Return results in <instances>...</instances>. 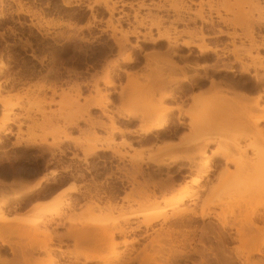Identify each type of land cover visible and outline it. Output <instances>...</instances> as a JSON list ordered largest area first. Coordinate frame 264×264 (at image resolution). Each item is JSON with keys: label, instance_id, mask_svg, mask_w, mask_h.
Listing matches in <instances>:
<instances>
[{"label": "rangeland", "instance_id": "1", "mask_svg": "<svg viewBox=\"0 0 264 264\" xmlns=\"http://www.w3.org/2000/svg\"><path fill=\"white\" fill-rule=\"evenodd\" d=\"M95 1L0 0V64L5 67V77L14 75L19 69L27 73L34 71V76L40 74V77L51 68V80L56 87V95L49 105L45 104L50 96L48 91L45 96L30 94L27 98L23 95L25 87L18 95L8 88L2 92L3 97L19 102L14 113L50 111L53 126L44 130L23 120L19 144L12 146L15 141L12 137L0 148V206L4 207L0 213V240L13 248V252L6 247L0 248V264H101L84 262L82 255L106 259L115 252L124 251L122 238L109 242L107 236L120 230L123 212L129 213L137 208L134 201L142 199L138 193L154 192L161 198V183L173 177L170 191L163 195L172 197L187 184L190 190L198 191L199 199L194 208L199 214L201 203L211 197L218 178L227 179L220 190L227 194L231 191L228 187L230 179L257 167L261 158L255 154L263 153L264 161V126L261 127V138L251 134L241 140V146L256 144L253 149L240 153L241 161L236 159L234 164L215 165L214 158L208 156L212 148L228 156L237 154L231 144L232 137L235 133L247 134L256 114L260 113L250 103L262 94V101L257 104L264 105V92L260 90L264 84L257 86L264 83V70L260 68L264 62L259 60L264 51L250 49L252 45H260L264 36L263 0H201L206 18L209 16L208 2L218 14L211 12V33L218 35V31H223L230 35L229 38L224 35L207 40L208 44L221 50L219 55L224 51L225 58L216 65L215 56L210 55L202 61L196 49L188 51L180 47L181 50H177L171 59L174 66H169L166 43L153 44L150 40L161 34L174 37L178 31H191L199 26V21L194 25L188 20L194 19L193 13L197 10V6L190 5V2L197 4L200 0H105L108 5L118 7V12L111 17L105 4L101 1L95 4ZM180 7H189L191 12L180 10L175 13ZM176 15L185 24L177 23ZM154 25L159 26L154 29ZM81 26L88 28L80 30ZM130 32H135L136 36L129 37ZM250 32L254 43L246 39ZM113 37L120 46L123 45L122 49L116 46ZM188 39L182 35L178 42ZM233 49L237 50L240 63L234 62ZM127 55L132 63L123 64L121 60ZM42 57L46 60L41 67L38 60ZM180 67L184 71H180ZM222 68L233 72L220 71ZM242 69H247L248 73H242ZM255 73L260 75V80H255ZM183 74L187 80L181 83L179 91L169 81L180 80ZM107 76L114 82L112 88L103 84ZM28 81L33 83L35 79ZM245 81L247 84L241 83ZM75 83L80 84L79 96ZM63 92L68 95H62ZM167 93L173 94L174 100L163 101ZM96 103H101L104 109L91 108ZM177 107L182 109V114L175 111ZM168 109L172 111L164 113ZM185 113H192L195 119L198 117L197 122L190 121V117L183 115ZM104 114L111 116L114 125L123 131H131L130 128L143 123V116L151 114L164 117L166 122L161 134L155 135L156 131L152 130L146 135L113 134L110 137V120ZM129 116L136 118L128 122ZM178 121L182 122L180 129L187 132H181L176 142L161 141L172 126L175 130ZM216 121H220L219 124ZM35 123L41 124L42 118H35ZM70 123L75 125L68 126ZM12 130L16 132L17 129L12 126ZM51 132L53 135L49 136ZM65 135L68 137L66 141ZM176 135L177 132L170 138ZM95 137L106 142L111 151H99L84 160V149L102 143L94 141ZM206 139L213 143L203 149ZM147 141L148 145L145 144ZM114 151L123 155L121 161L115 158ZM202 151L206 157L200 156ZM204 161L211 168L205 176L200 167ZM185 167L188 170L182 169ZM51 172L54 173L51 175ZM183 173L186 175H179ZM44 176L46 179L37 188L25 193V187L21 189ZM195 177L202 180L203 190L189 184V180ZM66 183L65 187L73 185L76 188L74 193L78 197L57 193L49 198ZM18 192L20 196L14 198ZM125 195L129 197L127 201L123 200ZM41 199L50 200L31 206ZM36 205H40L39 215L33 210ZM183 207L193 206L185 202ZM198 214L189 238L200 235V226L196 223L202 222ZM15 217L21 218L17 227L19 231L15 230ZM227 219L233 222L231 218ZM206 221L215 222L212 218ZM131 226L135 227V224ZM152 228L158 229L159 224ZM45 233L53 238L48 245L52 252L51 261L43 252H32L29 246L45 241ZM158 239L161 238L155 240ZM166 239L162 238L163 241ZM150 240H141L140 244L134 245L133 254L140 253ZM170 240L176 243L175 247H181L182 242L178 244L179 240L182 241L180 235L176 234ZM116 243L118 246L114 247ZM149 253L152 254V250ZM162 253H166L165 248Z\"/></svg>", "mask_w": 264, "mask_h": 264}, {"label": "bare ground", "instance_id": "2", "mask_svg": "<svg viewBox=\"0 0 264 264\" xmlns=\"http://www.w3.org/2000/svg\"><path fill=\"white\" fill-rule=\"evenodd\" d=\"M99 1L105 4L104 5L105 10L110 17L114 12H118V7L116 4L108 5L105 0H96L95 4L96 2L99 3ZM190 5H196L197 10L195 11V13H193L194 19H189L188 22L191 21L195 25V21H199V26L192 29L191 31H185V32L178 31L175 33L174 37H170L169 34H164V35L161 34L157 39L150 40V42L153 44H156L159 41H163L166 43L167 55H169V59H168L170 63L169 66H172L174 64L171 59L172 57L176 56L177 50L178 51L181 50L180 47L188 51H190L191 48L196 49L197 52L199 53L198 58L199 60L202 61L206 60L207 57H209L210 55H213L217 60L216 62L217 65L218 63L222 62V59L225 58L226 53L223 51L222 54L219 55L218 52L221 50H219L215 46L208 44L207 40H210L211 38L221 37L224 35L229 38L230 35L224 34L223 31H218L217 32L218 35L216 34L214 35L213 33H211V31H213L211 12H216V9L212 7V4H210V2H208L207 4L209 11V16H207L208 18L204 16L203 7H202L203 1L200 0L197 4H195L194 2H190ZM180 10L184 12L190 11L189 7H187L186 9L180 7L179 9H175L176 11L175 13H178ZM215 15L218 16L217 12ZM176 16L178 18V15ZM178 22L185 24L184 20L181 19L180 17L177 19V23ZM262 23L264 24L263 20ZM87 26H83V27L88 28ZM157 26L159 25L156 26L154 25L153 28L157 29ZM83 27H80L79 29L81 30V28ZM211 34L213 36H211ZM182 35H186L189 39L183 40L181 43H179L178 39ZM128 36L135 37L136 33L130 32ZM231 38L233 39L234 37ZM113 39L115 41L116 46L118 48L121 47L122 49L123 45L120 46V43L117 42V39H115V37H113ZM246 39L249 40L251 43H254V37L252 35V32H250V34L246 36ZM195 40L200 41V43H196ZM125 42L127 43L126 38H125ZM251 47H252L250 48L251 50L264 51V36L261 39L260 45L257 46L252 45ZM231 54L234 57V62L237 63L241 62V59L238 56L236 49H233L231 51ZM45 60L46 58L42 57L41 59L38 60V64L41 67L44 66L43 63ZM259 60L260 62H264V56H261ZM121 62L123 64H130L132 63V59L129 57V55H127L121 60ZM260 68L264 70V66H261ZM4 69L5 67L0 64V148L3 147L6 142H10V138L12 137H14L15 139V141L12 142V146H17L19 144L18 136L23 120L30 121L33 124L32 127H39L44 130H50L53 126L51 119L52 113L50 111L46 112L45 110H38L36 113H14V110L19 108V102H12L11 99H7L3 97L2 92H4L6 88H8L10 91L15 90L16 95H18V93L23 89L22 87H25L24 88L25 92L23 94L24 98H27L30 94L45 96V92L48 91L50 96L48 97L49 99L48 101L45 100L46 105H49L52 102V97L56 95V91H55L56 87L53 80H51V76H52L51 68L46 69V74L43 76L41 75L40 77L38 76L40 74L34 76L33 73L34 71L27 73L25 70L24 72L20 71V69L14 72L15 73L14 75L12 74V76L10 77H5L6 75L4 73ZM179 70L184 71L182 67H180ZM220 71L233 72L232 69H227V68H222L220 69ZM35 73L37 74V72ZM242 73L247 74L248 70L242 69ZM184 74L182 75V78L180 80H171L169 81V84H172L174 88L179 89L181 87V83L187 80V77ZM253 77L255 78V80L258 81L260 75L255 73ZM31 78L35 79L34 82L32 81L33 83H29L30 81H28L31 80ZM103 84L105 87L108 88H112L114 86V82L108 76L105 79H103ZM257 86H259V83L257 84ZM74 87L76 88L77 95L79 96L80 84L77 85L75 83ZM167 87L169 86L167 85ZM161 88H164V86ZM161 90L163 91V89ZM98 92L99 91L96 89V93ZM66 94L68 95V93L66 92L62 93V95H66ZM261 95L258 96L255 100H253L252 103H250V106H252L256 111L260 113L256 114V118L250 124L248 133L242 135L240 133L239 134L235 133V135L232 137L231 144L233 145L237 154L228 156L220 153V151L218 152L214 148L213 152L211 153V156L213 158L225 160L224 162L225 165L234 164L236 163V159L239 160L241 159L240 157L241 152L244 153L246 150L253 149L254 146H256V144L255 145L246 144L244 146H241L240 142L241 140L247 139L251 134L257 136L258 138H261L263 135L261 130L263 127L261 128L260 126L261 125L264 126V114H263L264 105L259 106L257 104L258 101L260 100L262 101ZM174 98L175 97L173 96V94L167 93L163 97V101L168 99L174 100ZM19 99L20 98L18 97V100ZM91 108L99 109V110L104 109L101 103L93 104ZM181 110L182 109L180 107L175 108V111L179 114H182ZM171 111H172L171 109H168L165 110L164 113H169ZM183 115L190 117V121H192L193 123L194 121L195 123L197 122L198 117H196V115L195 117L197 119L193 117L192 113H185ZM105 116L110 120V125H109L110 137L114 136L113 134H118L122 136L126 133L127 134L132 133L119 129L114 125V121L111 116H107V115ZM37 117L42 118L41 124L35 123V118ZM128 118L129 119L128 120L126 119V121L130 122V119H134L136 118V116H129ZM142 121L143 123L140 124L137 128V131H133V133L146 135L152 130L158 131L165 126V122H166L164 117L156 116L153 114L148 116H143ZM216 122L219 124L220 121H216ZM178 123L181 126L182 122L178 121ZM74 125H75L74 123L68 124V126H74ZM12 126L16 127L17 129L16 132H13ZM205 133L202 134L205 135ZM48 134L49 136H52L53 132ZM66 140H68L67 135L64 136V141ZM93 140L96 142H102L97 137H95ZM204 143L205 145L203 146V149L206 147L207 144H212L213 141H211L210 139L209 140L206 139ZM106 144H107L106 142L105 143L102 142L98 145L92 144L88 148L84 149L83 150L84 160L87 157L95 155L96 152L99 151L110 152L111 150L108 146H106ZM113 154L115 158L118 159V161L122 160L123 155L121 153H119L118 151H114ZM255 155H257V158L259 159L261 158L260 160H258L257 167L254 170L246 173L240 172L237 177L230 179L228 183V187L231 189V191L229 193L223 194L220 191L222 185L227 179L226 178L217 179V184L214 186V188L212 189V193L210 194L211 197L208 198V200L206 199L205 202L201 203L199 214L195 212V208H194L197 206L196 201L199 199L198 191L190 190L189 189L190 186H188L187 184H185V186L183 187L181 186L180 187L181 190L179 189L180 191L178 190V193L172 197H166L165 195H163L164 193L170 191L173 184V177L161 183L159 189V191L162 194L161 198H158L154 194V192H152L151 194H144L143 192L139 191L140 193L138 194L141 195L143 201H141L142 199L134 201V204L137 208L130 211L129 213L123 212L120 216L121 217L120 221L123 223L120 230L112 232L107 236V240L109 242H114L117 237L122 238L123 241L121 245L125 248L124 251H122L121 253L115 252L106 259H98V258L95 259L93 256L82 255L84 262L87 263L96 262L101 264H180L181 262L184 261L181 260L183 258L182 256L185 253L184 252L185 245L184 247L183 245H181L180 248H177V246L175 247L176 243L172 242V240L170 239L177 234L180 235L182 239L187 240V238H189L188 234L190 233V228L192 226V223L194 222V219L198 218L197 217L198 214L199 220H201L202 223H204L205 219L207 218H212L213 220H215L213 224L210 223V225L212 226L200 227L199 229L200 235L198 237H200L199 240L201 239L203 240L204 238H206V240L209 239L210 242H211L210 240L211 238L216 239L217 250L215 251L216 249L215 248L214 251L217 252L216 253L217 264H264V161H262L263 153L261 154L260 152V155L258 154ZM200 156L206 157L204 151L200 153ZM173 162H176V160H174ZM200 167L203 170L202 173L203 176H205L211 170L208 162L206 161H204ZM53 173L54 172H51L50 174L52 175ZM45 179L46 176L34 182L35 184L30 185V187H28L29 185L26 186L23 189V192L24 193L29 192L30 190L37 188L38 186H40V183ZM201 181H202L201 179L195 177L189 180V184L193 186H200L201 187L200 190H203V186L200 185ZM75 190L76 188L72 185V187L68 189V192H75ZM20 194L21 193L19 192L14 194V198L19 197ZM149 197H151L150 198L151 200L147 204L146 201L149 200ZM128 198L129 197L126 196L123 198V200L127 201ZM185 202H190L193 207L192 208L183 207L185 205ZM3 208H4L3 205L0 206V213L3 212ZM39 209H40V205H36L33 207V210H37L35 214L37 215L41 214V211ZM215 209H218V211H215ZM168 211H172V212L170 214H167ZM228 217L232 219L233 221L232 223L228 221L227 219ZM140 218L141 220L138 221ZM1 221L3 223H7L6 220L1 219ZM13 222L16 224L15 230L19 231L18 228L21 223V218L15 217L13 218ZM132 224H135V227H132L131 226ZM155 224H159L158 229L152 228L153 225L155 226ZM153 235H155L154 236L155 238L153 237ZM130 237L133 238L130 241H127L126 239ZM158 237H160L161 239L155 240ZM163 237L167 238L166 239L167 241L166 240L163 241L162 240ZM148 238H151L149 243L143 248V250L140 253L134 255L135 254L134 245L136 244L138 245L140 244L139 242L141 240H145ZM52 239L53 238H51V235L48 234L45 241L30 244L29 245L30 250L36 253L43 252L51 261L52 252L51 249L48 247V245L52 243ZM1 240H0L1 242L0 248L3 249L6 247L13 252V248L8 243ZM189 240L187 241L190 242ZM180 242H178V244H181ZM198 244H200V246L202 245L203 248L205 247L203 246L204 244L202 242ZM116 246H118V243L114 245V247ZM164 248L166 249L165 254L162 253V249ZM151 250L153 252L152 254L149 253V251ZM188 258L190 259V257ZM74 264H77V262H74Z\"/></svg>", "mask_w": 264, "mask_h": 264}, {"label": "flooded vegetation", "instance_id": "3", "mask_svg": "<svg viewBox=\"0 0 264 264\" xmlns=\"http://www.w3.org/2000/svg\"><path fill=\"white\" fill-rule=\"evenodd\" d=\"M241 83H243V84H247V82L245 81V82H241ZM264 83H262L261 82V84H259V86L260 85H263ZM253 88V87H252ZM259 88V87H258ZM260 90H262V91H264V88L263 87H260ZM214 149V148H213ZM210 150V149H209ZM210 151H212V150H210ZM182 169H186V170H188V168L187 167H185V168H182ZM179 175H186V173H183V174H179ZM210 223L211 224H213V221H206L205 223H200V222H198V223H196V225H198V226H200V227H202V226H212V225H210ZM204 224V225H203ZM192 227V226H191ZM190 239V240H189ZM200 239V237H195V238H187V240H189L190 242H188L186 239V241L184 240V239H182V245H183V247H184V245H185V247H184V252L186 253H184V255L182 256L183 258H182V260L181 261H183V262H181V263H184L185 262V260H186V257H187V260H186V262L184 263V264H217V252H215L216 250H217V248H216V239L215 238H211L210 240H211V242L209 241V239H207L206 240V238H204L203 240L201 239V240H199ZM180 242V241H179ZM187 242V243H186ZM203 243L204 245L203 246H205L204 248L202 247V245L200 246V244H198V243ZM181 243V242H180ZM192 243V244H191ZM188 245V246H187ZM229 247H231V246H229ZM216 248V249H215ZM213 249V250H212ZM214 249H215V251H214ZM198 251H199V253H198ZM202 253H201V252ZM214 251V252H213ZM216 255H215V254ZM188 257H190V259L188 258ZM206 258V259H205ZM215 258V259H214ZM204 261H203V260ZM215 260V261H214ZM180 263V264H181Z\"/></svg>", "mask_w": 264, "mask_h": 264}, {"label": "crops", "instance_id": "4", "mask_svg": "<svg viewBox=\"0 0 264 264\" xmlns=\"http://www.w3.org/2000/svg\"><path fill=\"white\" fill-rule=\"evenodd\" d=\"M81 27H83V26H81ZM179 116V115H178ZM185 122L187 123V120H185ZM179 124H178V122L177 123H175V130L173 129V126H172V128L170 129V130H168L167 132L168 133H164V136L162 137V139H161V141H170V142H176L177 141V138H178V135H180V133L181 132H187L186 130H181L180 128H182L181 126H178ZM137 126H138V124L134 127V128H130V130L131 131H128V132H132V133H130V134H134L133 133V131H137L136 130V128H137ZM165 127V126H164ZM164 127L161 129V130H158V131H156L155 132V135H157V134H161V132H163L164 131ZM260 127H263V125H261ZM177 130V131H176ZM177 132V135L175 136V138H170V135H172V134H174V133H176ZM172 133V134H171ZM127 134V133H126ZM146 145H148V141L145 143ZM210 148H212V147H210ZM212 150V152H213V148L211 149ZM208 156H211V153L210 154H208ZM185 162H186V160H185ZM213 163L215 164V165H225V163L223 162V160L222 159H218V158H214V160H213ZM38 179H35L34 181H31V183H29V184H25V185H23L22 187H21V189L22 188H24V187H26V186H28V187H30V185H33V184H35L34 182H36ZM67 185V183L63 186V187H61V188H59V189H56L55 191H54V193L49 197V198H51V197H53L54 195H56L57 193H59V194H67V195H69L70 197H78V195H76L74 192H68V188H69V186H67V187H65ZM64 188V189H63ZM48 200H50V199H41V200H37V201H35V202H33L32 203V205L31 206H33V205H35L36 203H41V204H45V203H47V201Z\"/></svg>", "mask_w": 264, "mask_h": 264}]
</instances>
